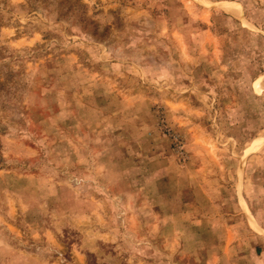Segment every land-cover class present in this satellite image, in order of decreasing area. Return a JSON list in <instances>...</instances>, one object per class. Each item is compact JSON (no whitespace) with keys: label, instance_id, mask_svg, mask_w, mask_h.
Masks as SVG:
<instances>
[{"label":"rangeland","instance_id":"obj_1","mask_svg":"<svg viewBox=\"0 0 264 264\" xmlns=\"http://www.w3.org/2000/svg\"><path fill=\"white\" fill-rule=\"evenodd\" d=\"M0 264H264V0H0Z\"/></svg>","mask_w":264,"mask_h":264},{"label":"bare ground","instance_id":"obj_2","mask_svg":"<svg viewBox=\"0 0 264 264\" xmlns=\"http://www.w3.org/2000/svg\"><path fill=\"white\" fill-rule=\"evenodd\" d=\"M228 7H226V9H227Z\"/></svg>","mask_w":264,"mask_h":264}]
</instances>
